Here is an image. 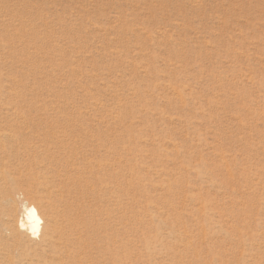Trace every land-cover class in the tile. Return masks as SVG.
Segmentation results:
<instances>
[{"label": "rangeland", "instance_id": "obj_1", "mask_svg": "<svg viewBox=\"0 0 264 264\" xmlns=\"http://www.w3.org/2000/svg\"><path fill=\"white\" fill-rule=\"evenodd\" d=\"M50 240L264 264V0H0V264Z\"/></svg>", "mask_w": 264, "mask_h": 264}, {"label": "bare ground", "instance_id": "obj_2", "mask_svg": "<svg viewBox=\"0 0 264 264\" xmlns=\"http://www.w3.org/2000/svg\"><path fill=\"white\" fill-rule=\"evenodd\" d=\"M42 224H43V219L40 213L38 212V210L34 206H29L28 208L25 209L24 215L17 219L16 227L14 228L13 231H11L12 232L11 234L14 233L15 237L17 238H21V236L24 235L25 233H28L33 236H37L40 232ZM54 244L55 243L52 240L46 241L45 249H42L40 250V252H36V254L34 253L30 256L20 255V258L24 257L26 259L27 257H30L28 261L31 264H53V262L47 261V259H45V255L46 252L48 253V252L56 251ZM42 254L44 257L42 256Z\"/></svg>", "mask_w": 264, "mask_h": 264}]
</instances>
